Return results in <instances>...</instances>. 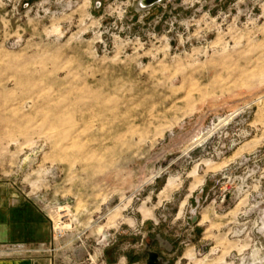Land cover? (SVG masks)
I'll return each instance as SVG.
<instances>
[{
  "label": "rangeland",
  "instance_id": "374dc122",
  "mask_svg": "<svg viewBox=\"0 0 264 264\" xmlns=\"http://www.w3.org/2000/svg\"><path fill=\"white\" fill-rule=\"evenodd\" d=\"M0 185L57 263L264 264V0H0Z\"/></svg>",
  "mask_w": 264,
  "mask_h": 264
},
{
  "label": "crops",
  "instance_id": "0c3cea01",
  "mask_svg": "<svg viewBox=\"0 0 264 264\" xmlns=\"http://www.w3.org/2000/svg\"><path fill=\"white\" fill-rule=\"evenodd\" d=\"M51 239L50 220L40 206L17 190L0 185V264H61L51 253L34 252L38 244ZM10 247L14 248L9 251ZM15 247L31 251L19 252Z\"/></svg>",
  "mask_w": 264,
  "mask_h": 264
},
{
  "label": "built area",
  "instance_id": "2783aa9c",
  "mask_svg": "<svg viewBox=\"0 0 264 264\" xmlns=\"http://www.w3.org/2000/svg\"><path fill=\"white\" fill-rule=\"evenodd\" d=\"M42 202V201H41ZM39 202V206L40 208L43 210V212L47 215V217L49 218L50 220V225H51V230H52V239H51V242H47V243H40L36 246V248H34V252L36 253H48V254H52L55 250H56V247H57V240L61 238L62 236V228H63V223H62V218L59 217V218H51L49 215H48V211L46 210L45 206L42 205V203ZM12 248L14 247H10L9 248V251L12 250ZM15 250H19L20 251H23V252H30L31 250L30 249H25L23 248H20V247H15ZM87 264H105L103 261H98V262H95L94 260L90 259L89 260V263ZM141 264H144V263H141Z\"/></svg>",
  "mask_w": 264,
  "mask_h": 264
},
{
  "label": "water",
  "instance_id": "95a60500",
  "mask_svg": "<svg viewBox=\"0 0 264 264\" xmlns=\"http://www.w3.org/2000/svg\"><path fill=\"white\" fill-rule=\"evenodd\" d=\"M160 0H141V5L143 6H151ZM148 264H155L153 261H150Z\"/></svg>",
  "mask_w": 264,
  "mask_h": 264
},
{
  "label": "bare ground",
  "instance_id": "6f19581e",
  "mask_svg": "<svg viewBox=\"0 0 264 264\" xmlns=\"http://www.w3.org/2000/svg\"><path fill=\"white\" fill-rule=\"evenodd\" d=\"M57 210H59V209H57ZM58 213V212H57ZM60 213V212H59ZM58 214H53V218H59V217H61V218H63V216L60 214V215H58ZM67 221V220H66ZM62 223H63V227H64V225H65V221H64V219L62 220ZM67 223V222H66Z\"/></svg>",
  "mask_w": 264,
  "mask_h": 264
}]
</instances>
